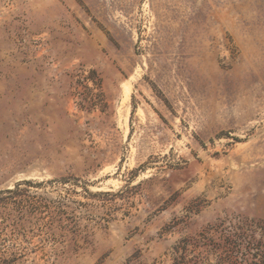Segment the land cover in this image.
Returning a JSON list of instances; mask_svg holds the SVG:
<instances>
[{"label": "rangeland", "instance_id": "rangeland-1", "mask_svg": "<svg viewBox=\"0 0 264 264\" xmlns=\"http://www.w3.org/2000/svg\"><path fill=\"white\" fill-rule=\"evenodd\" d=\"M0 264H264V0H0Z\"/></svg>", "mask_w": 264, "mask_h": 264}, {"label": "trees", "instance_id": "trees-1", "mask_svg": "<svg viewBox=\"0 0 264 264\" xmlns=\"http://www.w3.org/2000/svg\"><path fill=\"white\" fill-rule=\"evenodd\" d=\"M18 188H13L11 190H5V191H0V195L4 194V193H8V194H15L17 192ZM1 200V199H0Z\"/></svg>", "mask_w": 264, "mask_h": 264}]
</instances>
